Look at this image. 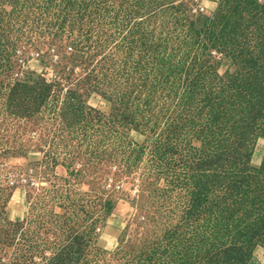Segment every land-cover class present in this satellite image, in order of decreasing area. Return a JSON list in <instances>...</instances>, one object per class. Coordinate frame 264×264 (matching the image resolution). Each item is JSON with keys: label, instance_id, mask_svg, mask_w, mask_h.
Wrapping results in <instances>:
<instances>
[{"label": "trees", "instance_id": "1", "mask_svg": "<svg viewBox=\"0 0 264 264\" xmlns=\"http://www.w3.org/2000/svg\"><path fill=\"white\" fill-rule=\"evenodd\" d=\"M85 2L111 14L105 45L88 51L90 61H104L101 77L121 107L115 147L127 168L145 156L148 170L111 251L97 240L116 201L64 204L61 213L28 196L29 211L12 222V189L1 187L0 264H250L264 248V158L259 168L251 164L264 139V0H219L211 16L191 15L193 0ZM37 5L0 0V69L11 88L48 92L44 76H15L21 47L6 52L19 24L39 21ZM212 54L230 61L224 75ZM9 93L0 87V102Z\"/></svg>", "mask_w": 264, "mask_h": 264}, {"label": "rangeland", "instance_id": "2", "mask_svg": "<svg viewBox=\"0 0 264 264\" xmlns=\"http://www.w3.org/2000/svg\"><path fill=\"white\" fill-rule=\"evenodd\" d=\"M85 1L89 2L37 0L39 21L29 26L19 24L22 30L10 39L6 52H12L15 45L21 47L17 73L36 79L44 76L52 88L48 92L11 88L7 83L10 75L0 69V87H9L10 91L0 102V188L12 189L7 206L12 222L21 221L29 211L28 196L35 198L41 209L56 206V212L61 213L64 210L60 206L64 204L68 210L71 203L83 204V200L90 204L100 200L103 206L116 201L97 240L100 249L111 251L133 211L128 200L138 191L148 163L142 156L127 168L124 155L115 147L118 144L111 131L124 126L121 107L118 101H111L108 80L101 77L104 61L100 57L90 61L95 51H88L95 43L99 47L105 45L110 36L111 14L108 5ZM218 2L193 0L190 14L203 11L211 16ZM83 3L91 6L84 8ZM3 8L7 13L14 11L10 2ZM70 37L74 43H66ZM43 44L49 47L39 50ZM214 57L219 74L224 75L230 61L223 56ZM92 72L99 78L86 82L84 78ZM129 140L142 142L133 133ZM263 158L261 139L252 166L259 168ZM42 159L44 167L38 171ZM60 197L68 199L62 201ZM38 205L33 206L35 210ZM250 264H264L263 247L255 249Z\"/></svg>", "mask_w": 264, "mask_h": 264}, {"label": "built area", "instance_id": "3", "mask_svg": "<svg viewBox=\"0 0 264 264\" xmlns=\"http://www.w3.org/2000/svg\"><path fill=\"white\" fill-rule=\"evenodd\" d=\"M200 12H203V11H200ZM69 50H70V51H72V49H71V48H69ZM16 76H17V78L23 77V73H22V75L17 73V75H16Z\"/></svg>", "mask_w": 264, "mask_h": 264}]
</instances>
